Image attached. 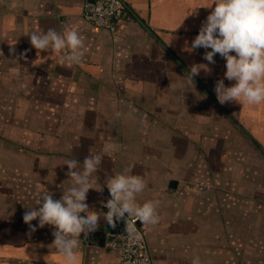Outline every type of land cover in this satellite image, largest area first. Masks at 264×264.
Listing matches in <instances>:
<instances>
[{"label":"crops","instance_id":"crops-1","mask_svg":"<svg viewBox=\"0 0 264 264\" xmlns=\"http://www.w3.org/2000/svg\"><path fill=\"white\" fill-rule=\"evenodd\" d=\"M86 1L0 0V264H68L53 227L37 219L31 232L23 215L43 191L60 199L65 161L90 149L94 186L131 167L148 185L137 203L159 201V222L141 224L155 264H264V154L171 55L189 71L206 65L195 76L216 97L225 59L190 51L211 0H129L116 30L88 22ZM48 28L79 32V63L70 49L37 53L29 35ZM223 106L264 149V102ZM86 202L103 213L102 190ZM108 228L101 216L96 230ZM80 239L74 264H121L106 243Z\"/></svg>","mask_w":264,"mask_h":264},{"label":"clouds","instance_id":"clouds-1","mask_svg":"<svg viewBox=\"0 0 264 264\" xmlns=\"http://www.w3.org/2000/svg\"><path fill=\"white\" fill-rule=\"evenodd\" d=\"M207 8H211V12L191 42L190 51L204 48L203 58L209 64L216 63L214 57L217 54L225 59L224 78L217 80L214 88L218 102L221 105L231 102L258 105L264 102V0H211ZM29 39L37 53L70 49L66 57L69 65L79 63L87 51L84 39L77 30L66 33L57 32L54 28L36 30L30 33ZM10 51L14 52V49ZM0 55L3 53L0 52ZM201 68L210 71L206 65H194L191 74H198ZM225 79L235 83L226 86ZM100 162L101 157L93 154L91 149L82 163L77 159L65 161L71 186L63 189L60 199H54V194L48 190L39 193L34 204L39 207H28L23 215V221L29 225L31 232L37 228L31 222L37 219L39 228L45 225L53 227L51 245L68 264H74L81 233L87 238L98 228L101 216L113 228L117 221L124 220L130 239H139L137 221L146 225L159 222V201L137 203L136 197L148 185L143 176L133 174L131 167L108 177L107 188L111 198L104 205L108 211L98 213L90 208L86 202L89 190H102L93 182ZM192 264H200L199 257L194 258Z\"/></svg>","mask_w":264,"mask_h":264},{"label":"built area","instance_id":"built-area-1","mask_svg":"<svg viewBox=\"0 0 264 264\" xmlns=\"http://www.w3.org/2000/svg\"><path fill=\"white\" fill-rule=\"evenodd\" d=\"M129 0H87L84 6V18L99 27L116 30L118 23L127 13V3ZM205 183H193V187L203 190L206 188ZM110 193L107 185L102 188V206L103 213L108 209L104 207ZM127 217V214H125ZM134 219V218H133ZM124 220L116 222V227L110 226L106 230V245L117 251L121 264H155L151 255L146 232L141 222H136V233L139 239L134 237L130 239L126 232Z\"/></svg>","mask_w":264,"mask_h":264},{"label":"water","instance_id":"water-1","mask_svg":"<svg viewBox=\"0 0 264 264\" xmlns=\"http://www.w3.org/2000/svg\"><path fill=\"white\" fill-rule=\"evenodd\" d=\"M95 1V0H91ZM127 8L129 9V6L127 5ZM135 17L139 20V22L149 31V33L154 35L153 30H151L147 24L134 13ZM159 40V39H158ZM167 49V48H166ZM168 50V49H167ZM170 52V50H168ZM171 53V52H170ZM171 55L180 63V65L183 67V69L189 73L191 77H193L198 84L202 87V89L207 93V95L221 108V110L239 127V129L247 135L251 141L256 145V147L264 154L263 147L251 136V134L239 123V121L233 116L232 112L227 110L223 105H221L216 97L211 93V91L198 79L195 75L191 74V71L184 65L183 62L180 61L173 53ZM90 239L89 241L96 244V245H105L106 242V231L105 230H95L94 232L89 233Z\"/></svg>","mask_w":264,"mask_h":264}]
</instances>
